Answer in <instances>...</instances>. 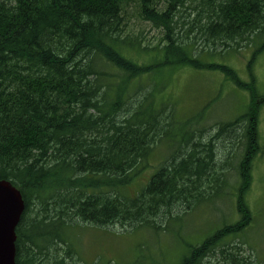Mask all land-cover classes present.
Returning <instances> with one entry per match:
<instances>
[{
  "label": "trees",
  "instance_id": "obj_1",
  "mask_svg": "<svg viewBox=\"0 0 264 264\" xmlns=\"http://www.w3.org/2000/svg\"><path fill=\"white\" fill-rule=\"evenodd\" d=\"M142 24L158 31L155 44L141 42ZM199 42L220 51L254 46L251 82L225 64L202 62ZM262 51L264 0H0V180L24 202L15 263L45 264L60 245L71 258L58 231L73 223L166 229L196 205L222 199L228 187L240 220L191 247L180 264H200L213 250L222 264H242L240 247L222 241L251 221L245 197L263 153L264 102L252 66ZM186 67L219 71L248 91L246 112L208 129L196 125L198 114L189 129L178 126L168 87L154 77ZM219 140L229 147L223 161ZM159 144L175 146L173 155L135 196L125 195Z\"/></svg>",
  "mask_w": 264,
  "mask_h": 264
},
{
  "label": "rangeland",
  "instance_id": "obj_2",
  "mask_svg": "<svg viewBox=\"0 0 264 264\" xmlns=\"http://www.w3.org/2000/svg\"><path fill=\"white\" fill-rule=\"evenodd\" d=\"M142 27L141 42L155 44L159 37L158 31L149 24H142ZM205 46L213 47L211 44L202 45V42H199L198 48L201 50ZM217 49L204 48L198 54V58L205 63L225 64L237 73L241 81L250 83L247 65L255 47L225 51ZM164 75L163 78L154 77V81L163 82L168 87V97L173 104L177 125L184 121L186 130L191 127L197 114L201 119L196 121V125L208 129L217 123L225 124L237 119L246 112L249 105V92L235 86L219 71L186 67L173 74L166 72ZM252 76L257 96L264 95V51L254 61ZM212 129L210 128L208 132ZM214 132L215 129L212 133ZM258 132L263 153L254 161L252 183L245 197L251 211V221L241 233L229 235L222 241L223 244L240 247L238 256L243 259L242 264H264V102L259 106ZM169 144L168 146L159 144L152 150L147 158V167L124 187L125 195L135 196L148 182L151 173L158 169L160 163L173 155L175 146ZM227 151L229 147L226 150L222 140H219L218 161H223ZM233 173V169L229 168V184H234ZM227 188L224 189L222 199L208 200L211 202L196 205L191 211L182 213L178 220H172L166 229H164L166 226L161 228L163 230L155 231L150 228L122 230L119 225L97 227L73 223L65 231L61 229L58 231L59 235L65 233L66 241L74 251L72 257L68 258L65 255L66 246L60 245L61 252L52 250L54 258L52 256L47 258L45 264H52L53 259L58 256L65 259V264H180L182 259L189 256L191 247L201 244L206 237L211 236L224 224H234L240 220L235 198L228 196ZM228 192L231 195V190ZM219 255L218 250H213L200 264H222Z\"/></svg>",
  "mask_w": 264,
  "mask_h": 264
},
{
  "label": "water",
  "instance_id": "obj_3",
  "mask_svg": "<svg viewBox=\"0 0 264 264\" xmlns=\"http://www.w3.org/2000/svg\"><path fill=\"white\" fill-rule=\"evenodd\" d=\"M24 211L20 191L7 180H0V264L15 263V229Z\"/></svg>",
  "mask_w": 264,
  "mask_h": 264
},
{
  "label": "flooded vegetation",
  "instance_id": "obj_4",
  "mask_svg": "<svg viewBox=\"0 0 264 264\" xmlns=\"http://www.w3.org/2000/svg\"><path fill=\"white\" fill-rule=\"evenodd\" d=\"M22 214H23V212H22ZM22 214H21V216H22ZM21 216H20V219H21ZM20 221V220H19ZM19 224V223H18Z\"/></svg>",
  "mask_w": 264,
  "mask_h": 264
}]
</instances>
